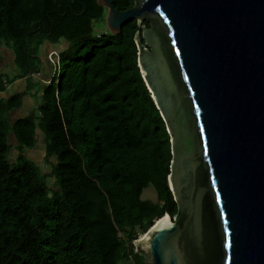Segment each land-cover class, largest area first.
I'll use <instances>...</instances> for the list:
<instances>
[{
	"label": "trees",
	"instance_id": "obj_1",
	"mask_svg": "<svg viewBox=\"0 0 264 264\" xmlns=\"http://www.w3.org/2000/svg\"><path fill=\"white\" fill-rule=\"evenodd\" d=\"M133 2L112 0L119 11ZM106 11L97 0H0V59L8 50L12 67L0 64V264H146L134 240L176 213L170 137L137 64L149 22L101 32ZM38 136L41 164L23 151ZM149 185L155 200L141 197Z\"/></svg>",
	"mask_w": 264,
	"mask_h": 264
},
{
	"label": "water",
	"instance_id": "obj_2",
	"mask_svg": "<svg viewBox=\"0 0 264 264\" xmlns=\"http://www.w3.org/2000/svg\"><path fill=\"white\" fill-rule=\"evenodd\" d=\"M97 3L112 33L149 22L137 64L170 137L177 210L134 240L146 264H264V0Z\"/></svg>",
	"mask_w": 264,
	"mask_h": 264
},
{
	"label": "rangeland",
	"instance_id": "obj_3",
	"mask_svg": "<svg viewBox=\"0 0 264 264\" xmlns=\"http://www.w3.org/2000/svg\"><path fill=\"white\" fill-rule=\"evenodd\" d=\"M101 32H105L106 30H109L108 27H104V28H101L100 29ZM65 45V42L61 40L60 43H58L56 45V47H59V46H64ZM0 64L1 66H4L6 67V69L8 71H10V69L12 68L11 67V54L8 50H4L3 53H2V56H1V59H0ZM41 75L42 76H49L50 75V66L48 64V62H46V60L44 58L41 59ZM24 85V81L23 80H19V81H16L13 83V85L11 86V89L10 91H13V90H17V89H20L22 88ZM34 104V99L33 98H30V97H27L24 101V104L21 108H19L18 110L14 111L13 113H11L12 116L16 117V116H23L27 113V111L30 109V107ZM10 142H13V139L11 137V140ZM15 148L18 149V146L16 145ZM15 148H12L11 150V156L12 157H15L16 155V149ZM43 149V143H42V140H41V136H38V140H37V144L34 148H31V149H25L24 148V152L26 153V155L34 160L36 163L38 164H41L42 163V150ZM141 197L143 199H150V200H155L156 198V192H155V189L153 188L152 185H149L148 187L144 188L143 191H142V195ZM142 236H144V234H139V236L136 238H141ZM150 261V258H149V255L146 254V256L144 257V262H148Z\"/></svg>",
	"mask_w": 264,
	"mask_h": 264
},
{
	"label": "built area",
	"instance_id": "obj_4",
	"mask_svg": "<svg viewBox=\"0 0 264 264\" xmlns=\"http://www.w3.org/2000/svg\"><path fill=\"white\" fill-rule=\"evenodd\" d=\"M47 56H48L49 62L52 63V65H53V71L51 72V76H53L54 74L57 75V71H58V68H59V54H58V50L57 49H51L48 52ZM50 79L47 80L46 83H48L50 81Z\"/></svg>",
	"mask_w": 264,
	"mask_h": 264
},
{
	"label": "bare ground",
	"instance_id": "obj_5",
	"mask_svg": "<svg viewBox=\"0 0 264 264\" xmlns=\"http://www.w3.org/2000/svg\"><path fill=\"white\" fill-rule=\"evenodd\" d=\"M166 218H168V216H166ZM164 220V219H163Z\"/></svg>",
	"mask_w": 264,
	"mask_h": 264
},
{
	"label": "crops",
	"instance_id": "obj_6",
	"mask_svg": "<svg viewBox=\"0 0 264 264\" xmlns=\"http://www.w3.org/2000/svg\"><path fill=\"white\" fill-rule=\"evenodd\" d=\"M51 76V75H50Z\"/></svg>",
	"mask_w": 264,
	"mask_h": 264
}]
</instances>
